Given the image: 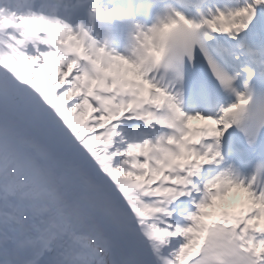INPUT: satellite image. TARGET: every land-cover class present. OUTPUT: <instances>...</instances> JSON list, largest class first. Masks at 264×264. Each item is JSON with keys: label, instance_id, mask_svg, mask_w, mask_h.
Returning <instances> with one entry per match:
<instances>
[{"label": "snow or ice", "instance_id": "obj_1", "mask_svg": "<svg viewBox=\"0 0 264 264\" xmlns=\"http://www.w3.org/2000/svg\"><path fill=\"white\" fill-rule=\"evenodd\" d=\"M212 260L264 264V0H0V264Z\"/></svg>", "mask_w": 264, "mask_h": 264}, {"label": "clouds", "instance_id": "obj_2", "mask_svg": "<svg viewBox=\"0 0 264 264\" xmlns=\"http://www.w3.org/2000/svg\"><path fill=\"white\" fill-rule=\"evenodd\" d=\"M210 264H216L215 260L210 261Z\"/></svg>", "mask_w": 264, "mask_h": 264}]
</instances>
